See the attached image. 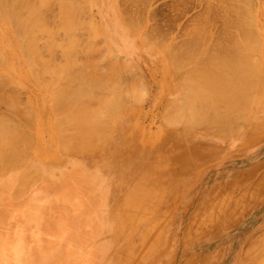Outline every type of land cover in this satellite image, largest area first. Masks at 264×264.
Instances as JSON below:
<instances>
[{
  "label": "rangeland",
  "instance_id": "1",
  "mask_svg": "<svg viewBox=\"0 0 264 264\" xmlns=\"http://www.w3.org/2000/svg\"><path fill=\"white\" fill-rule=\"evenodd\" d=\"M62 1H74L78 7L75 38L79 48L93 45L87 62L79 52L72 58L66 55L68 38L57 19L59 1L51 2L45 13L37 12L45 14L47 25L57 26L58 21L52 46L46 31L37 32L39 67L15 46L16 37L7 39L0 13V76L8 84L3 92L16 93L24 123L33 125L27 128L30 143L20 157L22 164L1 173L11 185L4 190L1 204L14 199L10 190L33 175H39L38 179L17 200L46 181L53 185L70 176L80 181L79 194L53 202L46 217L45 232L50 240L56 242L63 235L68 243L57 248L47 264H264V56L255 53L261 63L257 61L252 71L259 72L255 75L262 80L257 88L261 89L248 90L258 99L239 114L231 112L235 120L240 119L231 120L241 128L236 134L232 130L235 135L221 129L227 133L219 136L220 129L191 126L187 120L178 126L169 121L172 104L185 99L189 91L186 80H181L186 69L182 75L180 70L177 73L179 66L166 50H183L191 36L186 35L194 31L190 29L205 19L214 21L206 23L212 25L210 33L218 30L212 37L222 35L224 1L130 0L131 14L141 16L135 31L124 20L120 0ZM251 1L250 6H257L247 7L257 18L261 42L264 0ZM263 43L259 47L264 51ZM254 51L249 55L254 56ZM116 54L128 55L131 61L106 80L112 78L106 94L112 93L114 106L105 103L107 95L91 91L80 94L79 107L83 108L76 107L78 112L69 109V85L79 84L81 78L67 77L64 68L91 64L107 74ZM80 109L100 111L107 132L113 130L104 137L88 134L83 140L93 148L86 155L53 143L58 135L63 141V131L86 122ZM106 137L104 144L95 146ZM161 159V166L155 169Z\"/></svg>",
  "mask_w": 264,
  "mask_h": 264
},
{
  "label": "bare ground",
  "instance_id": "2",
  "mask_svg": "<svg viewBox=\"0 0 264 264\" xmlns=\"http://www.w3.org/2000/svg\"><path fill=\"white\" fill-rule=\"evenodd\" d=\"M53 1L61 3L60 14L57 15V19H60V29L63 30L64 36L68 38L67 57L72 58L79 52L81 56H86V62L89 61L93 52V45L89 44L83 49L79 48L80 43L75 38V28L78 23V16H76L75 12L78 7L74 1L38 0L37 3L36 0H0V13L6 24L7 39L10 41V39L13 40L16 37L15 46H20L21 51L23 52L24 50L39 67L42 61L39 58L38 51H36L37 32L40 30L46 31L51 38L48 42L49 47L52 46L56 39L54 37L58 21L57 26L52 25L50 22L47 25L45 14L37 12L42 10L45 13ZM129 1L120 0L121 12L127 25L131 30L134 29L135 31L140 25L137 19L140 20L141 16L139 15V18L136 17L137 15L135 14L137 12L131 14L132 12L128 7L130 6L128 4ZM222 1H224L222 4L225 6L221 5L223 6L222 19L225 22L223 23L225 24L224 28L221 26L223 29H220L222 35L219 33L220 35L216 39L215 36H211L214 29L210 33L211 30L209 31L208 28L212 25L209 27L207 26L208 24L206 25L208 22H214L210 14L212 21H209V18L207 19L208 21L204 22L205 19L204 23L201 22L202 24L200 25L196 23V26L198 25L197 28L193 26L195 29H190L194 31H190L191 34L186 35V37L191 36L184 43L183 50L176 51L170 48L166 50L169 59L175 61L179 66L177 67L175 63L170 62L177 67V73L179 70L180 73L181 71L183 72V68L187 70L183 72L184 74L181 73V75L183 74L181 80H186L184 82L188 86L187 91H189V93H186L185 99L172 104L174 108H171L173 112L169 120L172 121L170 125L178 126L182 120H187L191 126L214 128V130L222 129L229 132L235 130L236 134L241 128L235 122H231L236 117L231 112L238 111L237 113L239 114V111H243L244 106L250 102L251 104L249 105L252 106V103H254L252 100L258 99V96L254 94L255 92L250 93L249 91L253 88L257 89L259 87L258 84L262 81L255 75L258 71L256 73H252V71L261 63L255 53L259 52L258 56H264L262 55V47H259L264 40L260 42L259 31H257L259 26L257 18H255V14L252 15L253 12L247 7L251 8L257 5L250 6L252 1L249 2V0ZM133 2L135 1L133 0ZM246 2H248V5H246ZM22 9H25L26 15L23 14ZM139 10H137L138 13H140ZM212 12L214 13V10ZM202 16L200 19H202ZM216 31L218 33V30ZM261 36L264 37V34ZM147 38L151 40L149 33ZM161 42L158 43L160 44ZM164 44L165 42H162L163 46ZM255 45L261 50H257L259 48L256 46V49ZM63 46L67 47L66 45ZM177 46L180 48L182 44H177ZM163 48L166 49L165 47ZM248 49L257 51L253 50L254 56H250L253 51L249 50V54L251 53L249 55ZM128 52L132 55L131 50ZM66 55L64 56L66 57ZM112 57L114 60H110L108 64L110 72H107V74L103 71H98L96 66L93 65V67L91 64L82 65L80 68H71V65H68L64 68L67 77L79 76L81 78L79 84L69 85V91L72 93L70 102L66 104L67 107L71 105L69 109L83 108L79 107L80 94H89L91 91L101 92L103 97L107 95L108 97H105L107 99L105 100L104 98L105 103L107 106H114L115 99H112L114 96L112 97V93L107 92L106 94V85L112 78H110L108 83H106V80L111 77L108 76L111 73L119 74L118 72L121 69L126 68L127 62L131 61V58L128 55L121 54H116ZM257 61L260 62L256 64ZM49 64L50 62L47 61V66ZM173 72L178 75L175 73V69H173ZM17 74L19 73L15 75ZM95 83L97 86L95 85L94 87L93 84ZM7 85L3 76H0V176H2L1 173L14 170L13 168L22 164L20 157L25 154V146L30 143V132L27 128L33 127V125L24 123L26 118L19 112L21 108H19L16 93L13 90L10 91L14 94H5L3 92ZM256 85L257 87H255ZM259 89L256 91L258 92ZM60 105L62 106L63 103H60ZM76 111L78 112L77 108ZM98 112L100 111L91 112L80 109V113H83L81 117L86 122L63 131V141L59 140L61 136L58 135L57 140L53 143L60 142L67 149L76 150L86 155L93 146L83 139L88 134L104 137L108 130V125H104L103 115ZM231 114L232 116H230ZM239 120L236 119L235 121ZM89 121H91V125ZM21 123L23 124L21 125ZM44 129L49 130L47 127ZM109 131L110 133L113 132L112 129ZM223 131L221 132L222 134L219 135L218 133V135L221 136L226 132ZM233 131L231 134L235 135ZM227 136L229 135L227 134ZM227 136H225V139ZM108 139L106 137V140L98 141L95 146L104 144L103 142ZM40 150L44 151L43 147H40ZM161 163L162 159L155 163V169H158ZM56 164L54 163V166ZM38 177L39 175H33L26 182L22 181L21 186L16 187L13 192L10 190L14 199L5 204H1V201L5 197L4 190L8 191L11 186L9 185L10 179L5 176L0 177V264H47L48 261L51 263L55 257L54 251L65 242L63 235L56 242L51 241L49 232H45L47 225L44 224L46 217L52 211L53 202L58 200L67 201L79 194L80 187L78 182L80 181L73 180V176H70L71 179H61V181L53 185L46 181L45 184L42 183V185L33 189L31 193L25 195L23 199L17 200V197H21L22 193L24 194L27 191L28 185L33 181L35 182ZM66 245H68L67 239L64 246Z\"/></svg>",
  "mask_w": 264,
  "mask_h": 264
}]
</instances>
